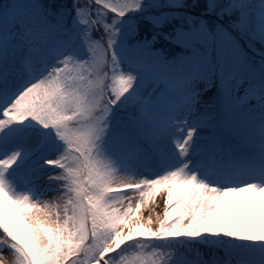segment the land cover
Segmentation results:
<instances>
[{
  "label": "snow or ice",
  "instance_id": "1",
  "mask_svg": "<svg viewBox=\"0 0 264 264\" xmlns=\"http://www.w3.org/2000/svg\"><path fill=\"white\" fill-rule=\"evenodd\" d=\"M0 264H264V0H0Z\"/></svg>",
  "mask_w": 264,
  "mask_h": 264
},
{
  "label": "rangeland",
  "instance_id": "2",
  "mask_svg": "<svg viewBox=\"0 0 264 264\" xmlns=\"http://www.w3.org/2000/svg\"><path fill=\"white\" fill-rule=\"evenodd\" d=\"M157 203H159V205H160L158 207V208H160L159 211L162 212V210H163V204H162V198L161 197H157ZM150 206L154 207L155 205H146V206H143L142 207L141 211L143 212V214L149 209ZM158 208H156L157 211H158Z\"/></svg>",
  "mask_w": 264,
  "mask_h": 264
},
{
  "label": "bare ground",
  "instance_id": "3",
  "mask_svg": "<svg viewBox=\"0 0 264 264\" xmlns=\"http://www.w3.org/2000/svg\"><path fill=\"white\" fill-rule=\"evenodd\" d=\"M157 210V209H156ZM160 210V208H158V211ZM145 216L148 215V210L144 213Z\"/></svg>",
  "mask_w": 264,
  "mask_h": 264
}]
</instances>
